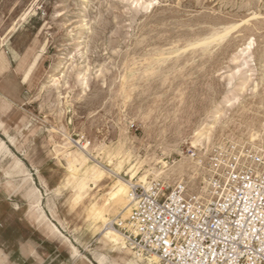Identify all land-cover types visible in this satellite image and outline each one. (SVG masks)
Returning <instances> with one entry per match:
<instances>
[{
  "label": "rangeland",
  "instance_id": "obj_1",
  "mask_svg": "<svg viewBox=\"0 0 264 264\" xmlns=\"http://www.w3.org/2000/svg\"><path fill=\"white\" fill-rule=\"evenodd\" d=\"M146 1H152V9L142 10L134 0H0V33L4 42L10 37L14 75L29 78L25 102L12 104L4 120L11 126V138L0 121V165L11 167L18 160L33 175L31 158L41 167L56 166L55 179L60 183L66 169L49 141L51 126L65 130L81 145L87 141L110 145L121 139L123 153H131L133 160L163 158L171 163L178 159L171 147L181 146L192 154L191 132L212 125L214 151L204 162L208 184L215 159L221 157L225 163L239 157L245 162L258 154L247 126L264 122V0ZM229 27L221 46L190 48ZM249 40L255 41L254 58L231 82L229 76L239 69V51ZM160 57L166 60L155 61ZM56 69L66 70L60 86L39 91ZM244 75L248 81L241 90ZM79 76L86 77V85L77 80ZM4 86L13 97L21 93L17 82ZM231 90L239 100L219 107ZM168 152L169 158L165 157ZM260 156L264 161V155ZM0 179H4L2 173ZM34 179L44 193L46 217L55 223L46 187L37 175ZM69 195L70 190H64L56 200L58 211L69 209ZM7 201L10 217L0 224V249L8 255L11 240L21 251L33 254L31 263L44 261L29 251L39 245L32 239L35 225L19 216L20 196L10 195ZM87 207L84 202L70 208L66 222L70 231L55 223L62 248L57 246L70 253L69 239L78 249L74 259L87 262L92 261L84 251L89 245L94 264H100L93 254L98 253L97 234L89 237ZM16 259L10 257V264H18Z\"/></svg>",
  "mask_w": 264,
  "mask_h": 264
},
{
  "label": "bare ground",
  "instance_id": "obj_2",
  "mask_svg": "<svg viewBox=\"0 0 264 264\" xmlns=\"http://www.w3.org/2000/svg\"><path fill=\"white\" fill-rule=\"evenodd\" d=\"M134 3L140 6L142 10H150L153 7L152 1L134 0ZM230 29L231 27L229 29L225 28L222 32L215 31L210 37L191 45L190 48L210 49L211 47H219L230 34ZM254 51V40H249L240 49L239 57L236 59L237 63H239V69L236 72L233 70V73L229 76L231 82L236 75L241 73L244 67H249V63L254 58ZM60 60L63 59L61 58ZM165 60L164 57L155 59V61L160 62ZM246 72H250V70H246ZM64 77H66L65 69L54 70L47 80L40 85L39 91L57 88ZM241 79H245V82L243 81L240 85L242 90L248 80L245 75ZM77 80L82 81L83 85H86L85 76H79ZM1 96H3L7 107L15 104L4 97V95L1 94ZM233 100L236 102L239 98L234 95V90H231L221 101L219 107L224 103L233 106ZM218 113V110L214 111V114L217 115ZM7 116V113H2L0 121L3 122L8 137L11 138V126L5 125L3 120V117ZM32 117L35 120L38 119L36 116ZM26 120L24 118L22 124L26 123ZM39 121L43 122L40 119ZM212 128V125H206L191 132L189 138L191 141L190 152L192 154L185 153L181 146L171 147V151L176 152L178 159H174L169 163L163 158L154 161L153 159L133 160L131 153H123L125 143L121 139L112 142L110 145L99 146L92 144L90 141L81 145L80 141H76L65 130L59 131L51 126L48 132L49 141L53 144L52 149L55 156L66 169V173L61 177L60 183L55 179V173L59 170L56 166L41 167V164L34 162L33 159L29 158V160L36 170L39 181L46 187L45 194L48 197L51 217L55 220V223L68 228L70 231L71 227H67L66 223L70 208L82 205L84 202L87 203L89 237L97 234L95 240L98 253L95 252L93 254L98 263L159 264L157 258H146L130 248L122 233L116 228L109 227V223L112 220H119L122 222V226H126V221L130 218L133 208L131 201L132 184L147 190L151 188L155 181L168 188L182 184L192 189L196 195L206 196L209 193V184L207 182L208 172L204 162L208 161L209 154L214 151L212 147L215 137ZM19 129L22 130L21 127ZM247 131L251 134L252 148L258 151V154L264 155V122L248 125ZM57 134H60L59 137ZM257 142H260V145ZM20 152L28 155L24 150H20ZM169 156L170 152L165 154V157L169 158ZM152 161L153 163H151ZM146 164L149 167L148 169H145ZM142 170H145V172L139 175ZM0 173L4 176V179H0V203L2 204V207H0V223L10 217V203H8L7 198H10V195H19L21 201L19 216L30 225H35V233L44 236L49 241L56 243V245H61L62 248V242L58 238L60 230L54 221L46 217L43 208L44 193L36 185L31 173L24 171V165L19 163L18 160H15L11 167L0 165ZM24 175L25 180L23 179ZM136 179L137 181L134 183ZM68 189L70 190V195L66 199L69 203V209L64 211L62 208L61 211H58L56 200L62 197L64 190ZM99 191L103 193L97 197ZM51 199L55 201L53 202ZM115 213L117 215H115V218H107L108 215ZM66 241L71 247L69 250L70 255L76 258L79 255L77 247L69 239H66ZM21 243L23 242L21 241ZM30 251L33 252V247L30 248ZM0 264H10L8 255L1 249Z\"/></svg>",
  "mask_w": 264,
  "mask_h": 264
},
{
  "label": "built area",
  "instance_id": "obj_3",
  "mask_svg": "<svg viewBox=\"0 0 264 264\" xmlns=\"http://www.w3.org/2000/svg\"><path fill=\"white\" fill-rule=\"evenodd\" d=\"M215 159L209 193L185 185L132 189V212L122 226L128 246L159 264H264V161ZM229 161V162H228Z\"/></svg>",
  "mask_w": 264,
  "mask_h": 264
},
{
  "label": "crops",
  "instance_id": "obj_4",
  "mask_svg": "<svg viewBox=\"0 0 264 264\" xmlns=\"http://www.w3.org/2000/svg\"><path fill=\"white\" fill-rule=\"evenodd\" d=\"M13 64L14 62L10 60V37L8 38V41L4 42L2 33H0V115L4 112L9 115L10 109H11L10 106L8 107L6 106L7 104L5 103V100L3 96H1V94L7 97L12 102H15V104L16 102L17 103L25 102L23 98H24V94L27 91L26 87L28 86L29 78H26V77L23 78V76L18 77L17 75H14ZM11 80L14 82H17L21 88V93L18 95V97H13L11 93L9 94L7 89L4 86V84L7 85L8 83H10ZM5 119L6 117H3V120ZM35 175L37 174L35 173L32 176L34 177ZM2 223H4V221ZM63 233H67L68 237L71 236L69 235L70 234L69 232H65L64 230H63ZM32 239L34 240V242H36L37 245H39L38 247L33 249L35 256L36 257L38 256L37 258L42 257L44 261L48 259V262H46V264H54L55 262L57 264H88V263L94 264V257L88 250L90 248L89 245L88 246L85 245L88 248L87 249L85 248L84 251H86L85 253L91 256L92 261L86 260L87 262H85L81 258L74 259L67 250L60 249L55 243L49 241L47 238H45L44 236L40 234H37L34 232V236L32 237ZM23 240H20L19 245L22 244L21 241L24 242ZM88 242L89 241H87V243ZM9 243L10 245L12 244L10 246V249H9L10 251L8 254L9 261H10V257L12 258L15 256L19 258L15 260L16 263L18 264H42L44 262L42 261V259L37 260L38 262H36L33 259L34 261L31 263L29 259L32 257L33 254H28L29 252L27 251L26 252L21 251V249L18 248L17 243H13L11 240L9 241Z\"/></svg>",
  "mask_w": 264,
  "mask_h": 264
}]
</instances>
